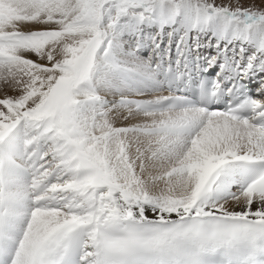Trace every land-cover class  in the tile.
<instances>
[{"label":"snow or ice","instance_id":"snow-or-ice-1","mask_svg":"<svg viewBox=\"0 0 264 264\" xmlns=\"http://www.w3.org/2000/svg\"><path fill=\"white\" fill-rule=\"evenodd\" d=\"M0 84V264H264V0H0Z\"/></svg>","mask_w":264,"mask_h":264},{"label":"rangeland","instance_id":"rangeland-1","mask_svg":"<svg viewBox=\"0 0 264 264\" xmlns=\"http://www.w3.org/2000/svg\"><path fill=\"white\" fill-rule=\"evenodd\" d=\"M255 2H256L257 5H260L261 0H255ZM0 87H2V84H0ZM0 95H2V93H0ZM108 99H110V98H108ZM125 111L126 110H124V112ZM126 115H127V112H126ZM126 115L124 114V116H126ZM124 116H121L120 119L118 121H116V125L117 126H126L127 124H130V122L131 123H133V122L135 123V120H133V121L132 120L131 121L130 120H127V121L124 120ZM136 122H138V121H136Z\"/></svg>","mask_w":264,"mask_h":264},{"label":"bare ground","instance_id":"bare-ground-1","mask_svg":"<svg viewBox=\"0 0 264 264\" xmlns=\"http://www.w3.org/2000/svg\"><path fill=\"white\" fill-rule=\"evenodd\" d=\"M107 98H110V99H112V97H111V96H108ZM117 99H118V97H117ZM126 112H127V111H125V112H124V114H125V115H126ZM129 120H130V121H131V120L133 121V119H129ZM136 121H138V120H135V122H136ZM130 123H131V122H130ZM133 123H134V122H133ZM126 124H127V123H126Z\"/></svg>","mask_w":264,"mask_h":264}]
</instances>
